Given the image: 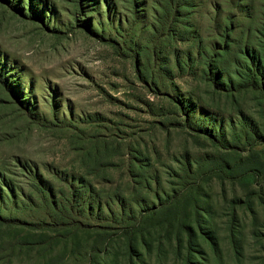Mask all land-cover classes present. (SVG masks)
I'll use <instances>...</instances> for the list:
<instances>
[{
  "label": "rangeland",
  "instance_id": "rangeland-1",
  "mask_svg": "<svg viewBox=\"0 0 264 264\" xmlns=\"http://www.w3.org/2000/svg\"><path fill=\"white\" fill-rule=\"evenodd\" d=\"M53 203L102 264H264V0H0V264L78 261Z\"/></svg>",
  "mask_w": 264,
  "mask_h": 264
},
{
  "label": "trees",
  "instance_id": "trees-1",
  "mask_svg": "<svg viewBox=\"0 0 264 264\" xmlns=\"http://www.w3.org/2000/svg\"><path fill=\"white\" fill-rule=\"evenodd\" d=\"M48 194L50 197H53L51 191H48ZM75 196L76 194L73 195V197ZM52 207L55 210L54 216L50 218L53 221L52 223L43 222L33 224L24 221L15 223L17 224L16 227L25 226L29 229H38L42 231V235L40 234L39 236L42 237V242L39 243L41 247L40 250H38L41 255L47 254V251L51 253L57 251L58 254H56L55 257L59 256L58 262H60V258L63 257L64 254H66V256H77L78 261L75 264H87L88 261L92 260H94L96 264H99L100 262L102 264L105 263L106 257H109V255L112 256L113 248L108 244V240H104V234L102 235L99 232H96V236L91 244V237L89 239L84 238L83 235L92 230V227L84 226L81 221H75L74 214L76 212L72 207L60 206L56 203H53ZM81 213L82 212H79L78 215H83ZM126 215V211H123L122 215L119 216L122 217V219H126ZM142 217L143 215L138 218L137 221L132 220V222L135 223L136 221L137 225V223L139 224V222H141ZM129 219L131 220V218ZM47 228H50L51 230L49 231ZM50 232H55L57 234L56 236L51 237L48 235ZM129 248L131 249V247ZM94 257H97L96 260L100 261H96ZM111 262L113 263V260H111Z\"/></svg>",
  "mask_w": 264,
  "mask_h": 264
}]
</instances>
